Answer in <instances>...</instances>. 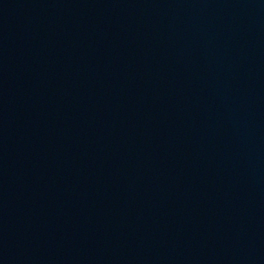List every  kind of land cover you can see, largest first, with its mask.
Returning <instances> with one entry per match:
<instances>
[{"label": "water", "instance_id": "obj_1", "mask_svg": "<svg viewBox=\"0 0 264 264\" xmlns=\"http://www.w3.org/2000/svg\"><path fill=\"white\" fill-rule=\"evenodd\" d=\"M0 264H264V0H0Z\"/></svg>", "mask_w": 264, "mask_h": 264}]
</instances>
